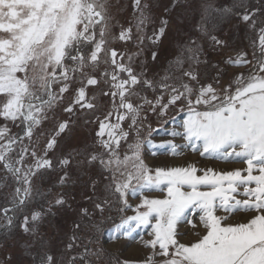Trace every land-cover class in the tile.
I'll use <instances>...</instances> for the list:
<instances>
[{"label":"snow or ice","instance_id":"snow-or-ice-1","mask_svg":"<svg viewBox=\"0 0 264 264\" xmlns=\"http://www.w3.org/2000/svg\"><path fill=\"white\" fill-rule=\"evenodd\" d=\"M243 6L242 3L238 5ZM135 7L140 11L136 30L141 32L142 27L151 22L150 15L144 11L149 5L142 7L141 0H135ZM222 11L231 13L233 10ZM204 12L199 30L209 36L214 47L223 46L225 42L210 35L204 27L211 14L210 5H205ZM236 15L250 28H256L255 11L237 12ZM160 24L158 33H154V43L164 35L168 21L161 20ZM97 26L99 40L96 39ZM109 31L107 0H0V117L19 121L24 126L23 135H10L6 126L0 127V164L18 185H23L15 188L12 208H3L2 218L6 223L0 224V228L9 231L14 226V216L8 213L23 212L32 196V177L40 169L52 167V161L45 157L55 147L56 137L65 132L69 121L57 124L55 135L46 144L44 156H37L34 147L29 152L24 144L25 137L31 140L34 130L50 118L49 113L54 116L55 107L69 91V81L74 79H79L82 86L63 111L73 114L78 105L95 115L97 105L92 101L96 98L87 97L83 84L86 79L87 85H97L98 80L89 76L86 69L95 70L100 63L110 61L119 72L126 73L127 78L118 77L115 71L105 70L101 74L104 82L110 83L109 91L103 95L112 98V109L103 119L96 117L99 121L97 142L103 151L91 154L88 161L98 163L103 172L108 173L103 177L108 184L104 194L93 200L94 211L82 208L81 214L93 224L95 211L103 215L115 206L120 222L112 229L113 241L121 237L134 241L138 229L151 228L147 234L152 238L143 241L150 254L143 261L125 260L122 264H264V75H261L264 73V27L259 28L260 55L253 52L255 70L249 69L248 75L239 73L234 78L235 87L233 83L220 87L219 76L215 86L201 83L191 68L183 69L181 57L175 63L179 75L168 74L158 82L145 79L143 74L134 72L132 56L128 57V64L118 63L117 51L104 47ZM131 32V28L122 30L119 39H131ZM85 44L93 45L90 54H85ZM190 45L184 49L190 54L187 59L199 63L200 45L195 40H191ZM246 55L240 53L235 60L228 59L225 63L234 67L253 64ZM156 56L153 52V60ZM185 77L195 84L185 82ZM54 85H59L58 91L54 90ZM136 86L153 92L159 89L160 94L155 100L145 96L140 103L134 104L130 97L138 95ZM178 102L180 111L187 108V119L182 122V131L171 130L168 134L179 136L186 143L177 145L165 141L155 147L173 156L183 155L187 149L201 157L242 162L247 167L217 172L212 168H198L195 163L175 167H153L146 163L142 149L150 141L142 136V129L148 137L154 131L165 130L152 129L147 124L145 110L163 118L170 106H176ZM126 121L127 129L124 127ZM133 131L136 139L121 157V142L127 141ZM17 147L19 158L13 159L10 153ZM29 154L35 158V163L25 166V157ZM60 164L68 166L70 160L62 159ZM198 172L203 174L197 175ZM63 181L64 177H61ZM96 187L93 183L94 194ZM146 189L166 194L163 198H155L146 195ZM130 196L139 200L134 207L129 203ZM238 196L244 198L238 199ZM112 197H115V204ZM64 203L62 197L55 200L56 205ZM129 210L134 214L124 215ZM189 210L199 216V226L203 227L204 233L195 232L199 239L185 244L180 242V237L186 233L178 231V226L188 225L193 230L198 227ZM218 212L224 214L218 215ZM241 212L251 213L246 222H227ZM41 218V212H34L30 226L29 217L24 215L20 224L23 233L34 235L37 231L35 222ZM104 218L111 219V216ZM75 227L79 229L81 225ZM76 239L74 235L73 242ZM73 247L74 243L67 245L69 251ZM99 259V250L93 252L85 246L83 252L69 256L67 264H94V260ZM33 264H58V261L45 251L33 257Z\"/></svg>","mask_w":264,"mask_h":264},{"label":"rangeland","instance_id":"rangeland-1","mask_svg":"<svg viewBox=\"0 0 264 264\" xmlns=\"http://www.w3.org/2000/svg\"><path fill=\"white\" fill-rule=\"evenodd\" d=\"M199 1H209V0H141V6L144 4L149 5L144 11L150 15L151 22L142 27L141 32H137L136 23L140 16V11L135 7V0H107V10L110 16V31L107 34L108 41L104 46L106 49H115L117 51V62L128 64V57L132 56L131 66L134 72L137 74H143V78L151 79L154 71L158 68H162L163 61H165L172 52V47L175 40L180 35L181 30L185 29L188 24L189 16H195L191 12V9L197 7ZM256 15L253 19L257 20L256 28H250L248 24L242 22L238 17L236 20H232L218 36V39L225 42L223 46H215L212 50L207 52L208 63L203 66V70H196L195 73L201 83H213L215 86V79L219 76L220 87H226L229 83H233L235 87L234 78L239 73H244L248 75L249 69H254L255 61L253 59V52L259 56L258 51L259 45V28L264 27V12L255 11ZM167 20L168 24L165 28V33L159 38L155 43L154 33H158L159 27H161L160 21ZM250 23V22H248ZM131 28V39L121 40L119 39L122 30ZM144 35H148L152 40V49H145L144 46ZM96 39L99 40V26L96 29ZM94 44V42H93ZM93 47V45H91ZM92 50V48H91ZM91 50L88 54H90ZM156 52V59L153 60L152 53ZM139 53V55H134ZM240 53H246V59L253 61V64L243 65L240 67H234L230 64H226L225 61L228 59L235 60L237 55ZM104 59V54L101 53V60ZM70 63V62H67ZM103 70H107L109 73L115 71L120 78H127L126 73L119 72L115 65L110 63H100L97 69L92 70L91 68L86 69L89 76H95L98 80L97 85H87L86 79L84 80L83 86H85L86 95L88 98L95 96V100L92 102L97 105L95 110V115L88 109H80L77 105L74 113L69 114L63 111L71 100L75 97L76 90L81 87V82L79 79H74L69 81V91L64 93L63 99L54 109L53 113H49V119L45 120L38 126L33 133L31 140L27 137L24 139V144L28 146L29 152H31L34 147L37 156H44V149L48 140L55 135L56 126L59 122L65 120L69 121L68 127L65 132L61 133L56 137L57 143L52 150L47 153L46 159L52 161V167L47 168L49 170L55 171L56 176V186L49 187L47 190L43 191L42 198L45 199L44 207L50 208L51 210H56L59 207L60 212L64 215L56 217L55 220L49 216L42 215V218L35 222V227L37 229L36 233L25 234L21 227L14 234V236L9 238L6 242L0 244V260L4 259L6 264H32L33 257L21 256L24 254L25 249L34 250V244L37 241L42 243V252H49L53 254L58 264H67L68 257L75 255L84 251L85 246H88L91 251L95 252L98 249H105L112 254H114L119 262L128 261H143L150 254V249L143 246V241L149 240L150 237L147 233L151 231L148 229H138L136 239L134 241L126 240L121 237L118 241H113L112 229L115 224L120 222V215L116 217L114 212L115 206L112 208L111 212L105 211L101 215L98 211L94 212L93 224L99 225V240L96 243H91L89 240L85 239V222L80 218L83 216L81 214L82 208H88L90 211H94L92 199H96L98 196L104 194L105 186L108 184V180L104 179L106 172L95 163H89L91 154L99 153L103 149L99 146L96 137V131L99 127V121L96 117L103 119L104 114L112 109V98L110 96L103 95L104 92L109 91L110 83L104 82V77H102ZM264 75V73H261ZM111 80V76L107 78ZM185 82L195 84L194 81H189L188 78H184ZM55 91H58L59 85L53 86ZM114 90V89H113ZM136 91L138 95L130 97V100L135 103H140L142 97H147L149 100H155L156 96L159 94H143L140 90V86H136ZM116 102H119V97L116 98ZM167 102V95H165L164 103ZM181 105L179 102L176 106H170V109L165 117H158L151 111H146L148 117L147 124H150L152 129H161L165 131H154L150 137L147 136V132L142 129V136L146 137L150 142H146L143 145V157L150 166L153 167H175V166H186L190 163H195L198 168H212L217 172H227L234 169H244L247 167L246 164L242 162H225L218 159L201 157L198 153H192L191 151L184 149L183 155L173 156L167 151L155 147L160 145L165 141H172L174 144L182 145L186 143L181 137H173L168 134V131L176 130L182 131V122L187 119L188 110L184 107L183 111H180ZM83 111L88 112L89 118H87L86 127L87 131H81L77 126V120H79V115ZM123 111V110H121ZM168 120V123H163L164 120ZM113 122L115 118L113 117ZM126 121L124 127L127 129ZM7 127L9 129L10 135H23L22 129L24 126L20 124L19 121L13 122L11 120H6L0 117V127ZM136 139V133L133 131L127 141L121 142V157L125 152L129 151L128 145L133 143ZM94 143L92 145L91 143ZM15 147V146H14ZM19 148L14 152H18ZM179 151V149H178ZM57 152L59 154H57ZM158 153L153 155L152 153ZM12 153H10L11 156ZM69 158H67V157ZM15 159L19 157L14 156ZM83 158L81 162V170L84 172L82 179L76 181L72 178L65 176L67 173V166H62L60 160L70 159L69 172L72 171L75 165L76 158ZM72 158V159H71ZM35 163V158L30 154L25 157V166L33 165ZM103 172V176L101 173ZM108 174V173H107ZM202 172H198L197 175H202ZM246 174V173H245ZM39 175V174H38ZM12 175L3 168L0 164V205L5 203V195L10 191L7 189V183L9 177ZM61 177H64L63 183L61 182ZM41 182V179L37 174L31 179V188L33 190V182ZM77 182L75 186L73 184ZM93 183L96 184V192H93ZM23 187V185H21ZM187 190V189H185ZM243 191V188L240 189ZM89 193V194H88ZM145 194L155 198H163L166 193L160 191H149L145 190ZM63 198L65 203L63 205H56L55 200L58 198ZM89 197H92L90 200ZM238 199H243L244 197L238 196ZM113 202H115V197H112ZM129 203L134 207L139 200L136 197H129ZM3 210V209H2ZM43 210V209H42ZM77 211L79 216H76L74 212ZM29 217L30 226L32 225L31 215L34 212L29 210L24 211ZM191 218L195 223H197V229L193 230L188 225H179L178 231L186 233L180 237V242L185 244H190L199 239V236L195 235V232H199L201 235L204 233L202 226H199V216L189 210ZM134 213L129 210L124 215L131 216ZM218 215H223V212H218ZM251 213H237L232 216L227 222L237 223L246 222L250 217ZM111 216V219H105L104 217ZM3 215L0 217V224L5 223L3 220ZM23 217H21L23 221ZM21 221V223H22ZM89 219L87 218V222ZM20 223V224H21ZM76 224H80L81 227L77 229ZM92 225V224H90ZM76 236L75 242H73L72 237ZM86 241V245L82 247V242ZM69 243H74V247L71 251L67 249ZM11 257V259H8ZM159 259V258H158ZM96 264H109L106 262L96 263ZM117 264V263H110Z\"/></svg>","mask_w":264,"mask_h":264},{"label":"trees","instance_id":"trees-1","mask_svg":"<svg viewBox=\"0 0 264 264\" xmlns=\"http://www.w3.org/2000/svg\"><path fill=\"white\" fill-rule=\"evenodd\" d=\"M243 4L244 6L238 7L239 4ZM205 5H210L211 8V14L208 17V22L204 25L205 28H207V31L210 35H216L217 37L222 33V31L225 29V27L232 21L236 20L239 16L236 15L237 12L243 13L245 11L247 12H253V11H259L264 12V0H209V1H199L197 7L191 9V12L195 14V16L190 15L188 19V24L185 27V29L181 30L180 35L175 40L171 55L163 61L162 68H158V70L154 71L153 76L149 80L153 81H160L165 75L168 74H175L179 75L180 70L176 69L175 63L178 57H181L184 59L183 69L187 70L191 68L192 71L196 70H203V66L208 63V55L207 52L212 50L214 47L212 41L210 40L208 35H205L203 31L199 30L200 26L202 24V17L205 15L204 8ZM232 9L233 11L231 13H224L223 9ZM195 40L197 45H200V52L198 55L199 63H196L195 61H191L187 59V56L190 55L186 51H184L186 46H191L190 41ZM106 41H108V36H106ZM144 48L145 49H152V40L149 38L148 35H144ZM92 46L89 44L84 45V52L87 55L89 51L91 50ZM110 63V61H109ZM99 67V66H98ZM105 70H103L104 72ZM187 78V77H185ZM171 82V81H169ZM140 90L143 92V94H149L150 96H153V94H159L160 90L157 89L156 92H153L151 89L143 88L140 86ZM64 99H66L64 97ZM89 118L88 112L83 111L79 115V120H77V126L81 131H87L86 127V120ZM94 145V143H91ZM16 147V146H15ZM18 148V147H17ZM16 148V149H17ZM18 152H13L12 158L15 159L14 156L17 155ZM57 154H59L57 152ZM18 156V155H17ZM67 157V156H66ZM69 158V157H67ZM72 159V158H71ZM70 160V159H69ZM83 158L79 157L76 158L75 165L73 166L72 171L69 172V168L71 167L70 164L67 166V177L75 179L76 181L80 180L84 176V172L81 170V162ZM99 166L98 163H95ZM10 175V173H8ZM37 179L38 177L41 179V182H33V190H32V196L29 198L27 204L23 208V212L16 211L15 213L9 212L8 215L14 216V226L9 230L6 231L4 228H0V244L2 242H6L10 237L12 238L14 234L18 231L20 227V223L22 221L21 217L24 216L25 212L29 210L30 212H41L44 216H49L53 218V220L56 219L57 216L61 214L64 215V211L61 213L60 208L57 207L56 210H51L50 208L44 207L45 199L42 198L43 191L47 190L49 187L56 186V176L55 171L49 170V169H40L37 171ZM39 174V175H38ZM106 175H108L106 173ZM7 183V189L8 193L5 195V203L0 205V217L3 215V208H12V196L15 191L16 187H21V185H18L15 181V179L11 176L8 179ZM78 184L75 182L73 186ZM89 194V193H88ZM94 199H92L93 202ZM115 204V202H114ZM43 209V210H42ZM62 211V210H61ZM114 212L116 213V217H119V214L117 212V209L114 208ZM74 214L76 216L78 215V212L75 211ZM83 222H85V239L89 240L91 243H96L95 241H98L99 238V225L95 223V227L90 225L89 221L87 222V218L84 216L80 217ZM6 223V222H5ZM4 224V223H3ZM87 244L86 241L82 242V247ZM42 243L40 241H37L34 245V250L31 249H25L24 254H21L19 257L28 256V257H35L37 253H41L42 249ZM100 253V259L94 260V264L106 262V263H117L119 259L112 254L111 252L105 250V249H98ZM97 251V250H96ZM33 264V263H32Z\"/></svg>","mask_w":264,"mask_h":264},{"label":"built area","instance_id":"built-area-1","mask_svg":"<svg viewBox=\"0 0 264 264\" xmlns=\"http://www.w3.org/2000/svg\"><path fill=\"white\" fill-rule=\"evenodd\" d=\"M0 264H6V261L4 259H1Z\"/></svg>","mask_w":264,"mask_h":264}]
</instances>
